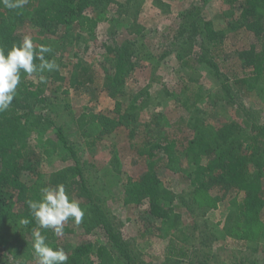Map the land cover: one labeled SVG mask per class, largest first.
Returning <instances> with one entry per match:
<instances>
[{"label":"trees","instance_id":"obj_1","mask_svg":"<svg viewBox=\"0 0 264 264\" xmlns=\"http://www.w3.org/2000/svg\"><path fill=\"white\" fill-rule=\"evenodd\" d=\"M102 2L103 0H27L22 8L10 9L0 0V47L7 53L14 44L23 40L18 28L27 16L32 18L30 21L41 33H54L57 29L76 24L75 26L92 34L101 14L95 7H100ZM226 3L229 4L227 13L230 16L237 14L238 8L240 9L237 19L239 25L253 32L263 46L260 49L251 48L241 57L239 72L232 75L222 73L212 51H217L223 44L225 32L215 29L211 19L200 15L199 11L204 6L200 5L189 10L192 11L191 21L189 25L185 24L180 28L177 40L182 39L183 44L187 41L193 44L198 36L201 38L200 47L203 51L197 53V57H192L191 53L183 50L178 58L184 61L187 57V61L182 63L187 65L186 68H192L190 60L203 61L211 66L215 70L214 74L223 78L222 88L230 96V101L234 100V92L240 93L243 90L249 94H258L263 102L259 111L264 116V0H226ZM88 9L89 12L86 11ZM132 32L131 28V34ZM185 32L188 34L183 37ZM134 38L129 37L111 45L105 44L110 61L105 64L106 70L113 68L107 76L112 87L118 90L128 82L136 65L148 57L140 48L134 47ZM207 42L211 45L209 50L205 47ZM35 48L39 50L40 47ZM44 56L51 60L54 52L45 53ZM34 62L37 65L40 63L38 59ZM35 73L41 74L40 71ZM26 75L21 71L20 83L10 107L0 113V249L20 254L25 258L23 262L35 254L32 233L39 229V225L31 214L27 201L40 200L41 189L44 187L63 184L68 194L78 199L85 210L81 223L86 231L101 227L108 238L104 245L95 246L90 241H83L72 246L73 244L56 236L51 230L39 229L47 237L48 244L65 250L68 255L66 264H138L137 257L125 247L121 236L113 229L103 204L96 199L90 185L92 182L85 175L86 161L80 160L76 147L68 141L63 127L55 124L53 137L45 136L37 144L33 142L32 134H46L47 128L54 121L34 111L35 104L31 100L33 97L37 98L38 93L29 87L25 81ZM93 80L94 73L90 65H74L69 81L71 86H86ZM149 96V91L144 89L132 96L126 106L118 102L113 111L84 112L76 119L77 129L89 146L109 139L113 141L112 147L115 148V139L123 134L124 129L129 130L126 138L130 147L138 157L146 158L148 169L138 178L127 180L124 186L127 200L135 205L146 204L148 215L161 220L162 224L174 226L180 217L175 212L176 207L182 205L174 203L175 193L162 179V171L165 169L185 174L189 189L201 192L202 198L206 200L201 201V206L214 207L220 201L221 197H211L209 194L214 185L225 193L228 190L236 191L242 195V199L239 212L233 220L234 228L240 227L238 232L242 234V230L243 235H248L259 226L262 227L259 215L264 209V125L255 120L260 113L248 110L247 116L251 118L243 122L233 120L217 128L202 114L204 109L196 107L179 130L180 134L175 136L166 134L165 131L164 134H158L156 139L146 133L144 139L137 140V122ZM37 99L42 103L46 102L45 98ZM160 116L165 119V123H161ZM152 117L157 125H162V130L170 125L163 113H154ZM57 155L62 163L70 159L73 161L49 173L44 172L41 164L51 162ZM117 155L118 153L115 158ZM185 163L187 167L184 166ZM78 183L80 188L76 186ZM72 221L70 219L68 223ZM67 230L68 227L64 226L63 233ZM231 236L237 237V234L232 233ZM171 239L165 264H189L193 257V250H190L192 248Z\"/></svg>","mask_w":264,"mask_h":264},{"label":"rangeland","instance_id":"obj_2","mask_svg":"<svg viewBox=\"0 0 264 264\" xmlns=\"http://www.w3.org/2000/svg\"><path fill=\"white\" fill-rule=\"evenodd\" d=\"M200 5H204L199 11L200 15L211 19L215 29L225 32L223 44L217 51H212L217 57L219 69L229 75L239 72L241 57L251 48L260 49L263 43L253 32L239 25V8L237 14L228 15L229 4L226 0H208L206 3L203 0H103L100 7H95L101 14L92 34L76 24L57 29L54 33H41L30 21L32 18L27 16L18 26L22 39L25 35H31L35 47L51 45L50 53L54 52L51 60L58 65L57 70L25 76L29 87L37 91V98L46 99L42 103L33 97L34 111L54 121L46 134L34 132L32 138L37 144L45 136L53 137L55 124L63 127L68 141L76 147L80 160L86 161L85 175L92 182L90 185L96 199L108 212L113 229L121 236L125 247L137 257L136 263L165 264L173 238L192 248L193 257L189 264H264V209L259 215L262 227L248 235H243L241 230L240 234V227L234 228L233 220L239 212L241 194L233 190L225 193L214 185L209 194L211 197H221L220 201L214 207L201 206V201L206 200L201 192L189 189L185 174L163 169L161 176L175 193L174 203L182 206L176 207L175 212L180 217L174 226L162 224L161 220L146 213V204L135 205L125 195L127 180L138 178L148 169L146 158L138 157L130 147L126 138L129 130L124 129L123 134L115 139L114 148L113 141L109 139L94 146L86 145L77 129L76 119L82 113L113 111L118 102L126 106L132 96L144 89L149 91L150 96L140 111L137 140L144 139L146 133L156 139L158 134L165 131L175 136L180 134L179 130L196 107L204 109L202 114L217 128L233 120L243 122L251 118L247 116L248 110L258 111L260 114L255 120L264 125L263 113L259 111L263 102L258 94L242 90L240 93L234 92V100L230 101V96L222 88L223 78L214 74L211 66L203 61L188 60L192 68H186L187 65L182 63L187 61V57L184 61L178 58L183 50L191 53L192 57H197V53L203 51L198 36L193 44L188 41L183 44L181 38L177 40L180 28L191 21L192 11L189 10ZM86 11L89 12V9ZM187 34L185 32L183 37ZM129 37L136 38L134 47L140 48L148 57L136 65L128 82L118 90L112 87L107 76L113 68L106 70L109 56L105 44L122 42ZM205 47L210 48V43L207 42ZM78 64L92 67L94 80L86 86L70 85L72 70ZM41 75L46 78L45 82L40 81ZM157 112L163 113L170 121L164 130L152 117ZM159 119H162L161 116ZM161 123H165L164 118ZM54 157L51 162L41 164L44 172L49 173L73 161L70 159L62 163L59 155ZM184 166L188 165L185 163ZM76 186L80 188L79 183ZM64 226L68 230L61 238L72 246L83 241L98 246L108 241L101 227L87 232L82 223L77 225L72 221ZM232 233H236L237 237L231 236ZM113 251L117 253L115 249ZM24 259L20 254L0 249V264H38L35 254L23 262Z\"/></svg>","mask_w":264,"mask_h":264},{"label":"clouds","instance_id":"obj_3","mask_svg":"<svg viewBox=\"0 0 264 264\" xmlns=\"http://www.w3.org/2000/svg\"><path fill=\"white\" fill-rule=\"evenodd\" d=\"M10 9L22 8L27 0H3ZM51 52L49 46L35 48L31 35H25L19 44H14L5 53L0 47V113L9 109L21 79V71L31 75L36 71H53L58 69L55 60L45 59L44 54ZM39 60L37 65L34 61ZM41 82L46 78L41 75ZM40 200H28L31 214L39 225V229L51 230L56 236L63 235L64 225L70 219L79 225L85 215L80 201L71 197L63 184L41 189ZM37 229L33 235V249L38 264H66L68 255L63 248H54L47 243V237Z\"/></svg>","mask_w":264,"mask_h":264}]
</instances>
